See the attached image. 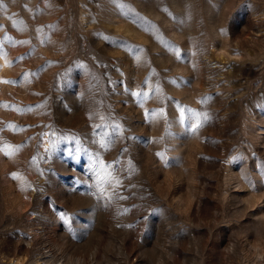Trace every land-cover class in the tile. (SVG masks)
Segmentation results:
<instances>
[{"label": "rangeland", "instance_id": "1", "mask_svg": "<svg viewBox=\"0 0 264 264\" xmlns=\"http://www.w3.org/2000/svg\"><path fill=\"white\" fill-rule=\"evenodd\" d=\"M0 26V264H264V0Z\"/></svg>", "mask_w": 264, "mask_h": 264}, {"label": "snow or ice", "instance_id": "2", "mask_svg": "<svg viewBox=\"0 0 264 264\" xmlns=\"http://www.w3.org/2000/svg\"><path fill=\"white\" fill-rule=\"evenodd\" d=\"M19 23H21V24H22V23H23V21H20ZM13 26H14V27H16V26H17L16 22H14ZM2 27H3V26H0V30H2ZM6 39H7V40H11L12 38H11V37H6ZM14 43H16V42H14ZM18 43H25V42H18ZM9 155H10V153H9Z\"/></svg>", "mask_w": 264, "mask_h": 264}]
</instances>
